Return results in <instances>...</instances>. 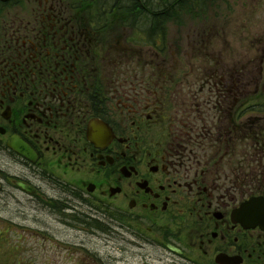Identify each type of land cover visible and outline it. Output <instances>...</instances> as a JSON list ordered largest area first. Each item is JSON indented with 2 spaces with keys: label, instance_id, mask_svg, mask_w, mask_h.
Wrapping results in <instances>:
<instances>
[{
  "label": "flooded vegetation",
  "instance_id": "obj_1",
  "mask_svg": "<svg viewBox=\"0 0 264 264\" xmlns=\"http://www.w3.org/2000/svg\"><path fill=\"white\" fill-rule=\"evenodd\" d=\"M88 1L49 6L38 0L45 6L37 16L0 25V193L15 200L19 212L45 203L62 208L66 226H86L125 259L148 261L155 258L146 251L152 248L164 264L199 256L210 264H264V231L232 220L243 201L264 195L262 185L257 192L247 187L244 170L228 167L236 142H246L240 145L245 157L249 147L264 151V130L244 118L252 108L264 111V101L239 109L236 102L246 98L229 102L248 83L245 67L237 73L227 66L222 82L197 72L195 89L183 90L194 66L172 72L159 41L144 50L143 70L150 53L162 61L154 72L136 73L132 53L126 61L113 54L104 60L110 52L103 54L98 33L110 10L121 6H96L87 16ZM172 9L166 6L161 18ZM149 28L164 39L162 24ZM197 34L196 48L205 40ZM220 82L225 91L211 101L220 123L215 130L191 114L200 116V93ZM172 103L188 105L185 119L177 114L181 108L167 111ZM19 142L29 152H20Z\"/></svg>",
  "mask_w": 264,
  "mask_h": 264
},
{
  "label": "rangeland",
  "instance_id": "obj_2",
  "mask_svg": "<svg viewBox=\"0 0 264 264\" xmlns=\"http://www.w3.org/2000/svg\"><path fill=\"white\" fill-rule=\"evenodd\" d=\"M133 1L97 0L86 3L87 9L84 12L87 16L94 15L96 6L98 11L114 4L121 6L114 11L110 10L113 14L109 15L108 24H105L98 33V39H101L103 45L101 46L103 54L110 52L104 60H108L113 54L119 60L126 61L125 53H132L134 57L130 58V62L136 73L144 70L149 73L154 72L152 69L156 70L162 61L150 53V64L143 70V62L147 59V53H144V50L156 47V41H159L158 43L164 45L166 60L164 62L167 66L171 65L172 72L179 66L186 71L194 66L190 69L194 71L188 76L190 82L183 90L195 89L197 72L202 74L204 79L210 73L213 78H218L222 82L225 80L223 69L226 70L227 66L238 69L237 73L245 67L246 71H243L247 73L248 83L245 84L246 87L242 92L231 96L230 106L240 98L246 99L236 102L238 109L256 100L264 101V0H197V5L188 0H182L180 3L179 0L176 2L174 0H137L141 1V4L136 5ZM37 2L38 0H21L20 4L15 5L11 0L3 1L0 4V25L9 23L11 17L15 16L22 18L37 16L45 6ZM55 2L56 0H48L46 5L52 6ZM177 2V6H171V3ZM55 6L58 7V1ZM166 6L173 9L164 12V18H161V12ZM206 22L213 23L214 28H208ZM159 23L162 24L165 40L162 37L159 40L157 34L159 32L156 30L150 32L151 24L155 27ZM199 31L205 38L204 46L198 47L200 49L193 46ZM150 34L156 35L150 37ZM121 37L123 38L119 40ZM142 54L146 55L144 59ZM99 55L101 54L98 53ZM132 59H134L133 62ZM188 64L191 66H185ZM192 75L194 78L191 80ZM221 82L217 85L213 84L212 92L205 87L196 104V108L199 107L196 113L200 116L191 114L193 120L201 118L215 130L220 123L217 117L218 109L212 107L211 101L218 93H224L225 89ZM190 83L193 85H189ZM198 87L199 84L196 88ZM184 106L186 108L183 111ZM178 108L182 110L177 113ZM167 111L171 113L176 111L181 119H185L188 105L167 104ZM244 118L253 120L258 125V129L264 130V111L248 112ZM232 122L235 124V121L232 120ZM234 132L236 129L231 130L230 135L234 136ZM260 138L264 143V133ZM205 140L210 141L207 138ZM244 142V140L240 143L236 142L237 144L232 148L228 167L231 166L237 171L244 170L247 175V187L251 185L255 187L253 191L257 192L258 186H264V151L249 147L245 157L244 146H240L244 145ZM247 144L251 143L247 142ZM3 194L0 193V264H164L158 258L156 259L158 252L152 248H147L146 251L155 258L148 257V261L142 260L139 256L136 259H125L118 250L114 251L107 246L99 235L93 236L86 226L82 228L66 226L65 212L62 208L57 207L54 211L50 209L48 203H45L37 210L27 208L24 212H19V206L16 205L15 200ZM187 227L189 225L182 224L180 229ZM189 228H195V226ZM193 236L194 234H190V237L193 238ZM199 257L201 259L197 260L198 257H196L195 262L182 259L178 260V263L169 260L167 264H204V262L210 264L208 259Z\"/></svg>",
  "mask_w": 264,
  "mask_h": 264
},
{
  "label": "water",
  "instance_id": "obj_3",
  "mask_svg": "<svg viewBox=\"0 0 264 264\" xmlns=\"http://www.w3.org/2000/svg\"><path fill=\"white\" fill-rule=\"evenodd\" d=\"M18 150L22 153L29 152V148L19 142ZM25 187L24 185H22ZM234 220L241 222L245 227H256L261 225L264 228V197H252L244 202L239 209L234 212Z\"/></svg>",
  "mask_w": 264,
  "mask_h": 264
},
{
  "label": "trees",
  "instance_id": "obj_4",
  "mask_svg": "<svg viewBox=\"0 0 264 264\" xmlns=\"http://www.w3.org/2000/svg\"><path fill=\"white\" fill-rule=\"evenodd\" d=\"M145 1H146V0H145ZM137 2H139V1H137ZM157 25L159 26V24H157ZM157 25H156V26H157ZM256 110H258V109H256Z\"/></svg>",
  "mask_w": 264,
  "mask_h": 264
}]
</instances>
